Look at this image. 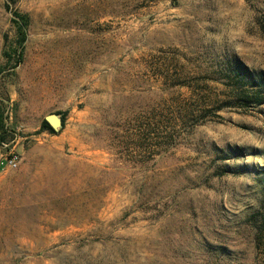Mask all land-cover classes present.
Here are the masks:
<instances>
[{
  "label": "rangeland",
  "instance_id": "rangeland-1",
  "mask_svg": "<svg viewBox=\"0 0 264 264\" xmlns=\"http://www.w3.org/2000/svg\"><path fill=\"white\" fill-rule=\"evenodd\" d=\"M232 59L264 74V0H0V264H264V105L226 103Z\"/></svg>",
  "mask_w": 264,
  "mask_h": 264
},
{
  "label": "trees",
  "instance_id": "trees-1",
  "mask_svg": "<svg viewBox=\"0 0 264 264\" xmlns=\"http://www.w3.org/2000/svg\"><path fill=\"white\" fill-rule=\"evenodd\" d=\"M6 7L10 9V5ZM28 21L27 15L20 14L17 11L14 12L13 22L17 25L18 44L21 48L26 41L25 28ZM16 53L18 58L17 62L20 63L22 61V52L19 50ZM222 74L227 81V89L230 94L226 98L227 104L236 103L239 108L245 111L253 110L256 107L264 105L263 73L251 71L241 61L232 59L224 63ZM195 99L190 102L180 100L171 108L163 107L161 109L162 115L156 129L158 132L154 133V136L156 135V139L159 141L161 151L172 147L176 143L177 138L185 131L186 127L197 125L201 117H204V113H212L213 111L215 113L213 106V108L207 109L209 107L208 104L200 103V96ZM42 127L44 130L55 133V130L46 121ZM152 135L153 132L150 133V136Z\"/></svg>",
  "mask_w": 264,
  "mask_h": 264
},
{
  "label": "built area",
  "instance_id": "built-area-1",
  "mask_svg": "<svg viewBox=\"0 0 264 264\" xmlns=\"http://www.w3.org/2000/svg\"><path fill=\"white\" fill-rule=\"evenodd\" d=\"M6 165L11 169H17L21 162V157L17 152H11L6 158Z\"/></svg>",
  "mask_w": 264,
  "mask_h": 264
},
{
  "label": "water",
  "instance_id": "water-1",
  "mask_svg": "<svg viewBox=\"0 0 264 264\" xmlns=\"http://www.w3.org/2000/svg\"><path fill=\"white\" fill-rule=\"evenodd\" d=\"M47 122L54 129L58 126H62L61 121L57 115H51L47 118Z\"/></svg>",
  "mask_w": 264,
  "mask_h": 264
},
{
  "label": "crops",
  "instance_id": "crops-1",
  "mask_svg": "<svg viewBox=\"0 0 264 264\" xmlns=\"http://www.w3.org/2000/svg\"><path fill=\"white\" fill-rule=\"evenodd\" d=\"M2 165H4V163L1 164V167H2ZM7 167H8V166H7Z\"/></svg>",
  "mask_w": 264,
  "mask_h": 264
}]
</instances>
